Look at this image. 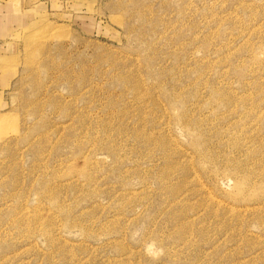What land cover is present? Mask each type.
Masks as SVG:
<instances>
[{
	"label": "rangeland",
	"instance_id": "rangeland-1",
	"mask_svg": "<svg viewBox=\"0 0 264 264\" xmlns=\"http://www.w3.org/2000/svg\"><path fill=\"white\" fill-rule=\"evenodd\" d=\"M0 264H264V0H0Z\"/></svg>",
	"mask_w": 264,
	"mask_h": 264
},
{
	"label": "bare ground",
	"instance_id": "bare-ground-1",
	"mask_svg": "<svg viewBox=\"0 0 264 264\" xmlns=\"http://www.w3.org/2000/svg\"><path fill=\"white\" fill-rule=\"evenodd\" d=\"M248 182H249V181H248ZM248 182H247V183H248Z\"/></svg>",
	"mask_w": 264,
	"mask_h": 264
}]
</instances>
